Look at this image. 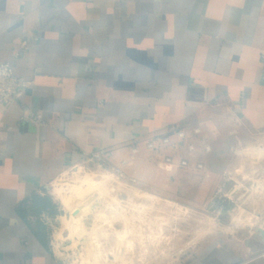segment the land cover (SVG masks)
<instances>
[{
  "label": "crops",
  "instance_id": "crops-1",
  "mask_svg": "<svg viewBox=\"0 0 264 264\" xmlns=\"http://www.w3.org/2000/svg\"><path fill=\"white\" fill-rule=\"evenodd\" d=\"M263 52L264 0H0V62L32 81L0 104V264H64L39 197L92 151L117 165L172 125L210 141L226 114L264 131ZM229 234L180 264H264L263 227Z\"/></svg>",
  "mask_w": 264,
  "mask_h": 264
},
{
  "label": "rangeland",
  "instance_id": "rangeland-1",
  "mask_svg": "<svg viewBox=\"0 0 264 264\" xmlns=\"http://www.w3.org/2000/svg\"><path fill=\"white\" fill-rule=\"evenodd\" d=\"M228 115L220 125L211 126L208 131L212 150L208 153L199 151L192 156V160L204 162L209 175L191 167L163 171L156 166L154 158L143 155L125 169L122 179L93 163L81 162L67 167L50 183V188L75 180L78 174L94 172L101 182L102 195L119 197L126 206L134 189L154 194L155 202L151 208L134 210L140 216L134 225V250L125 253L129 256L134 251L133 261L128 264H180L210 236L242 234L257 227L264 228V131L250 128ZM114 165L115 160L106 163L108 168ZM103 172L111 176L105 183ZM48 195L58 209L55 215L49 213L47 223L51 249L64 264H94V256L88 260L84 254V238L70 235L65 226L62 204L52 194ZM137 200L141 201L142 197H134V201ZM94 203L102 205L96 200L92 205ZM125 210L129 212L128 208ZM234 218L239 219L236 224H233ZM86 219H89L87 223L92 220ZM211 220L232 228L210 232ZM100 233L97 230L94 234L100 264L120 263V258L115 259L112 252L127 248L126 245L120 246L113 235Z\"/></svg>",
  "mask_w": 264,
  "mask_h": 264
},
{
  "label": "bare ground",
  "instance_id": "bare-ground-1",
  "mask_svg": "<svg viewBox=\"0 0 264 264\" xmlns=\"http://www.w3.org/2000/svg\"><path fill=\"white\" fill-rule=\"evenodd\" d=\"M102 175L104 183L111 177L104 172ZM100 183L96 179V173L86 172L78 174L75 180L56 184L49 189V193L62 204L65 212L62 215V219L65 226L69 229L70 235L84 238L83 251L88 260H91V257L94 256L92 259L94 264L101 263L98 258L97 242L94 238L95 232L99 230L103 236L113 235L117 238L118 243L121 244L120 246L126 245L127 248H118L111 254L115 256V259L120 258V261L118 260L120 263L114 262V264H128L133 261L134 251L129 256H126L125 253L134 250V225L136 218L140 216L136 215L134 210L142 211L143 208H151L155 202V195L147 191L134 189L126 206L121 203L118 199L119 197L103 196ZM119 186L121 185L119 184ZM134 197H142V200L134 201ZM94 200L101 202L102 205L95 203L92 205ZM125 208H128L129 212ZM85 216L86 218H92L91 222L87 223L86 221L89 219H86ZM238 220L234 218L233 224H236ZM117 225L121 227L118 228ZM231 228L232 226L229 228L222 227L214 220H211L208 230L210 232L217 230L230 231ZM57 253L60 254V252ZM87 259L86 261H88Z\"/></svg>",
  "mask_w": 264,
  "mask_h": 264
},
{
  "label": "built area",
  "instance_id": "built-area-1",
  "mask_svg": "<svg viewBox=\"0 0 264 264\" xmlns=\"http://www.w3.org/2000/svg\"><path fill=\"white\" fill-rule=\"evenodd\" d=\"M27 40L22 41V48L27 47ZM264 71V52L260 55ZM32 81L14 73L8 61L0 62V104H9L21 99L26 88ZM212 145L199 124L172 125L164 132H155L144 139L133 142L129 147V154L120 159L115 166H106V154L103 150L92 151L84 163L95 164L103 171L110 172L119 179L125 177V169L134 164L135 159L144 154L155 159L156 166L167 172L182 168H193L209 175L208 169L203 161L192 160L197 152L208 153ZM74 164L72 166H76ZM42 218L47 225L49 212L42 211ZM264 257V252L261 253Z\"/></svg>",
  "mask_w": 264,
  "mask_h": 264
},
{
  "label": "trees",
  "instance_id": "trees-1",
  "mask_svg": "<svg viewBox=\"0 0 264 264\" xmlns=\"http://www.w3.org/2000/svg\"><path fill=\"white\" fill-rule=\"evenodd\" d=\"M39 202L42 208L47 210L51 215H55L58 213L57 205L52 201L49 195L39 197Z\"/></svg>",
  "mask_w": 264,
  "mask_h": 264
},
{
  "label": "water",
  "instance_id": "water-1",
  "mask_svg": "<svg viewBox=\"0 0 264 264\" xmlns=\"http://www.w3.org/2000/svg\"><path fill=\"white\" fill-rule=\"evenodd\" d=\"M49 189V187H47V190Z\"/></svg>",
  "mask_w": 264,
  "mask_h": 264
}]
</instances>
